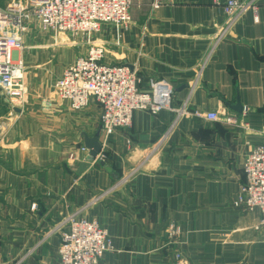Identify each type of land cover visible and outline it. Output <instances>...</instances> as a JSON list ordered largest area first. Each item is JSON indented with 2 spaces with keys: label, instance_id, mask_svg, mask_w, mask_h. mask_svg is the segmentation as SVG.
<instances>
[{
  "label": "crops",
  "instance_id": "0c3cea01",
  "mask_svg": "<svg viewBox=\"0 0 264 264\" xmlns=\"http://www.w3.org/2000/svg\"><path fill=\"white\" fill-rule=\"evenodd\" d=\"M154 1L134 0L129 24L102 25L77 51L48 46L26 61L16 52L28 93L2 142L0 264H60L55 230L70 215L109 231L114 248L101 264H176L177 253L189 264H264L261 213L235 206L244 161L264 143V7L256 23L253 12L234 19L215 0ZM34 40L27 35L24 42L43 39ZM95 45L105 48L106 65H129L144 81L170 83L174 109L239 117L247 107L248 115L230 125L193 115L175 122L173 110L136 111L131 127L108 138L102 160L69 159L86 137L100 132L104 141L102 111L94 99L74 111L54 85ZM55 65L63 68L57 77ZM172 224L180 233L170 238Z\"/></svg>",
  "mask_w": 264,
  "mask_h": 264
},
{
  "label": "built area",
  "instance_id": "2783aa9c",
  "mask_svg": "<svg viewBox=\"0 0 264 264\" xmlns=\"http://www.w3.org/2000/svg\"><path fill=\"white\" fill-rule=\"evenodd\" d=\"M165 0H155L158 7ZM221 4L224 12L237 18L251 11L254 21L259 22V10L264 7V0H228ZM133 0H17V4L7 11L0 10V89L10 105L12 113L15 108L23 109L27 101L28 87L26 66L22 59L16 58L18 49H22L26 35L35 23L46 30L68 33L73 37L97 33L104 24L127 25L131 22L130 10ZM231 24L216 35L215 47L225 38ZM105 48L101 45L91 46L85 56L78 57L69 65L54 85L55 95L68 101L74 111L87 108L91 99L101 107V124L104 134L102 151L108 138L119 129L132 125L136 111L158 114L164 110L182 116L193 115L208 121L223 119L226 123L237 125L239 119L248 115L244 107L241 115H220L217 112L202 113L198 110L192 114L186 105L172 107L173 88L167 81H144L135 69L128 65H106L103 62ZM201 77V73L198 78ZM46 104L51 105L47 100ZM89 149L82 146L69 152V159L76 161L82 154L89 156ZM103 152L94 160H102ZM245 181L236 195L235 206L242 212H260L261 220L256 227L264 233V143L254 147L244 161ZM32 211L38 205H31ZM61 236L58 250L60 264H101L103 256L114 248L109 231L97 222L77 215L66 217L56 230ZM180 227L170 225L168 236L175 237ZM176 264H189L181 253L176 254Z\"/></svg>",
  "mask_w": 264,
  "mask_h": 264
},
{
  "label": "rangeland",
  "instance_id": "374dc122",
  "mask_svg": "<svg viewBox=\"0 0 264 264\" xmlns=\"http://www.w3.org/2000/svg\"><path fill=\"white\" fill-rule=\"evenodd\" d=\"M16 4H17V0H0V10L7 11L10 8L14 7ZM133 5H134V0H133ZM35 24L36 27L38 28L32 26L31 32L28 35L34 37L35 42H38L37 38L38 39L42 38L43 40H41V42L33 43L31 45H27L24 42L23 48L18 49L17 54L23 56V59H25V61L27 56L34 54L40 49L48 50L51 48L50 50L52 51L54 47H56L57 49L59 48V46H65L67 47V49H71L72 51H77L80 49V47L86 46L90 40V37L92 36L91 33L90 35H86V36L81 35V36L73 37L71 34L58 33L54 30H46L40 24L38 23ZM50 39L52 40L49 41ZM71 41L75 42L76 46H71L70 44L72 43ZM48 46L50 48H43ZM50 60H53V57H50ZM51 70L53 71V77H57L61 73L63 68L55 65L54 67H51ZM2 94L3 92L0 89V157L2 151V142L6 139V132H7L6 123L9 120V118H11L14 114L12 113L10 105L6 102Z\"/></svg>",
  "mask_w": 264,
  "mask_h": 264
},
{
  "label": "water",
  "instance_id": "95a60500",
  "mask_svg": "<svg viewBox=\"0 0 264 264\" xmlns=\"http://www.w3.org/2000/svg\"><path fill=\"white\" fill-rule=\"evenodd\" d=\"M238 108L239 110H242V106L240 102H238L237 105L235 106L236 110H238ZM14 111L20 112V109L15 108ZM100 134L101 133L98 132L94 138L86 137L85 139L86 148L89 149V152H90L89 158L91 160H95L99 156V154L102 152V143L100 142ZM101 165L111 172V168L108 165H106L104 161L101 162Z\"/></svg>",
  "mask_w": 264,
  "mask_h": 264
}]
</instances>
